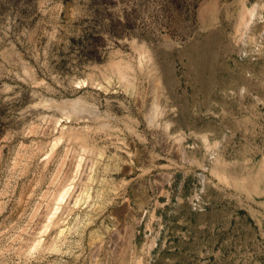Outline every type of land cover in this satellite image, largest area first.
Instances as JSON below:
<instances>
[{"label": "rangeland", "instance_id": "obj_1", "mask_svg": "<svg viewBox=\"0 0 264 264\" xmlns=\"http://www.w3.org/2000/svg\"><path fill=\"white\" fill-rule=\"evenodd\" d=\"M139 260L264 264V0H0V264Z\"/></svg>", "mask_w": 264, "mask_h": 264}, {"label": "bare ground", "instance_id": "obj_2", "mask_svg": "<svg viewBox=\"0 0 264 264\" xmlns=\"http://www.w3.org/2000/svg\"><path fill=\"white\" fill-rule=\"evenodd\" d=\"M253 14V9L248 8V6L246 4L243 5L242 11H241V15H240V24H239V30H241L247 23L249 20V16ZM141 55L140 58L138 60V64H140L139 66L143 67L145 64V61L147 62H152V56L150 55V53L148 52L147 49L143 48L141 49ZM111 65L112 68L114 69V71H117L118 75L124 79L125 81H127V83L129 84H133L134 82V75H132L131 70L133 69V63L130 60H125V59H116V60H112L111 61ZM111 69V68H110ZM135 69V68H134ZM113 71V72H114ZM134 71V70H133ZM71 102V105L73 107V110H77V111H81L83 109H87L85 108V106L82 104V100L80 97L75 98V99H71L69 100ZM62 103V104H61ZM60 106H65L66 102H61ZM89 109V108H88ZM159 113V107L157 105H154V107L151 109V111L149 112L148 115V120L152 123L156 120V116ZM104 126V125H103ZM62 196L60 197V199H62ZM137 264H141V260H139L137 262Z\"/></svg>", "mask_w": 264, "mask_h": 264}]
</instances>
